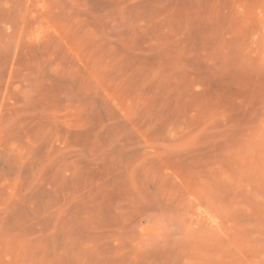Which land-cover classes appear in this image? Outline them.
<instances>
[{
  "label": "rangeland",
  "instance_id": "obj_1",
  "mask_svg": "<svg viewBox=\"0 0 264 264\" xmlns=\"http://www.w3.org/2000/svg\"><path fill=\"white\" fill-rule=\"evenodd\" d=\"M0 264H264V0H0Z\"/></svg>",
  "mask_w": 264,
  "mask_h": 264
}]
</instances>
